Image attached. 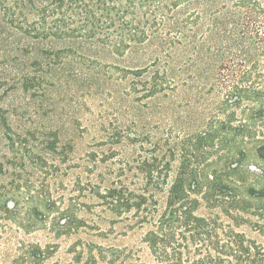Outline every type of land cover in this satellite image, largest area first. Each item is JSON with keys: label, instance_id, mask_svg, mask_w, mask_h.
<instances>
[{"label": "trees", "instance_id": "16d2710c", "mask_svg": "<svg viewBox=\"0 0 264 264\" xmlns=\"http://www.w3.org/2000/svg\"><path fill=\"white\" fill-rule=\"evenodd\" d=\"M25 1L33 17H27L24 33L39 43H58L35 62L51 75L84 69L112 84L118 73L130 92L141 86L145 97L159 98L179 87L171 59L173 51H185L179 71L194 68L188 77L200 79L197 99L214 94V107L203 109L200 121L189 114L183 125L147 128L129 121L106 130L107 141L123 146L111 147L116 153L110 157L124 155L109 185L94 183L91 193L114 219L144 229L156 264H264V0ZM151 39L161 41L167 57L132 67L103 66L81 50L101 46L123 57ZM31 72L20 77L21 88L45 90L46 77ZM51 144L56 148L55 140ZM161 193L167 194L163 206ZM14 204L7 201L5 210ZM68 220L63 217L59 227ZM245 224L263 240L242 230ZM28 248L30 264L49 256V247ZM126 257V249L95 245L69 264H124Z\"/></svg>", "mask_w": 264, "mask_h": 264}, {"label": "rangeland", "instance_id": "374dc122", "mask_svg": "<svg viewBox=\"0 0 264 264\" xmlns=\"http://www.w3.org/2000/svg\"><path fill=\"white\" fill-rule=\"evenodd\" d=\"M27 11L25 0H0V264H30L29 245L49 247L43 264H69L79 252L86 258L95 245L126 249L124 264H156L143 241L144 229L130 220L114 219L91 193L94 183L109 185L115 177L111 172L124 155L119 152L110 157L116 153L111 147L123 146L107 141L106 130L129 121L147 128L159 126L157 123L163 125L161 129L168 123L183 125L191 113L200 121L203 109L214 107L216 96L205 93V101L197 99L200 79L191 78L196 74L194 68L179 71L186 59L181 49L173 51L176 71L170 70L181 83L159 98L145 97L141 86L130 92L129 85L117 81L118 73L112 75V84L105 82L104 75L98 79L94 71L84 69L79 74L58 71L51 75L35 62L44 60L45 47L58 43H39L24 33L27 17H33ZM81 48L103 66L132 67L167 57L159 39H151L123 57L101 46ZM30 71L46 77L45 90L25 92L21 88L20 77ZM214 72L215 68L210 70L206 85ZM158 197L160 206L165 205L167 194ZM9 200L15 202L12 211L5 210ZM65 216L70 222L59 227ZM38 217L44 220L38 221ZM241 229L263 240L249 225ZM100 264L119 263L105 260Z\"/></svg>", "mask_w": 264, "mask_h": 264}]
</instances>
